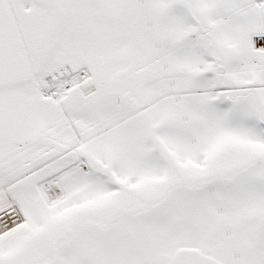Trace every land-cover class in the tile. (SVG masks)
<instances>
[{
	"label": "snow or ice",
	"instance_id": "obj_1",
	"mask_svg": "<svg viewBox=\"0 0 264 264\" xmlns=\"http://www.w3.org/2000/svg\"><path fill=\"white\" fill-rule=\"evenodd\" d=\"M0 264H264V0H0Z\"/></svg>",
	"mask_w": 264,
	"mask_h": 264
}]
</instances>
